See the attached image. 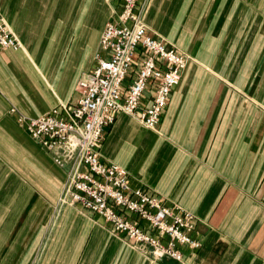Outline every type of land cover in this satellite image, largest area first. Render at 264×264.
<instances>
[{
  "label": "crops",
  "instance_id": "0c3cea01",
  "mask_svg": "<svg viewBox=\"0 0 264 264\" xmlns=\"http://www.w3.org/2000/svg\"><path fill=\"white\" fill-rule=\"evenodd\" d=\"M138 9L148 33L189 63L158 130L120 114L100 157L126 169L132 189L194 215L202 247H182V262L156 259L102 217L62 206L68 169L11 113L77 104L119 2L0 0L22 44L0 51V264H264V91L251 83L264 0H139ZM243 74L250 80L234 86Z\"/></svg>",
  "mask_w": 264,
  "mask_h": 264
},
{
  "label": "built area",
  "instance_id": "2783aa9c",
  "mask_svg": "<svg viewBox=\"0 0 264 264\" xmlns=\"http://www.w3.org/2000/svg\"><path fill=\"white\" fill-rule=\"evenodd\" d=\"M118 1L120 11L101 36L98 66L76 85L80 99L29 118L12 108L20 125L46 149L54 162L68 169L62 206H79L105 219L114 233L154 258L184 260L181 248L198 251L197 221L191 213L170 208L152 192L132 189L129 173L101 160L105 133L120 114L157 131L180 84L189 57L148 33L139 0ZM16 34L0 16V51L21 49Z\"/></svg>",
  "mask_w": 264,
  "mask_h": 264
},
{
  "label": "rangeland",
  "instance_id": "374dc122",
  "mask_svg": "<svg viewBox=\"0 0 264 264\" xmlns=\"http://www.w3.org/2000/svg\"><path fill=\"white\" fill-rule=\"evenodd\" d=\"M254 31L258 32V37H259V52H264L262 49L264 48V21L259 22V27L258 29H254ZM253 32V31H252ZM253 34V33H252ZM263 57V58H262ZM262 58V59H261ZM261 58L259 60L258 66H259V70L256 69V73L257 75H254L251 77V83L254 81V79L256 81H258L259 85H260V94L264 91V73L262 72V68H264V55H261ZM247 61L244 59L242 61L243 63V68L242 70L245 71L246 67H248V63L250 61ZM250 68H248L245 72H249ZM259 74V75H258ZM248 75L247 74H243V75H239V76H235V81H233V85L236 84L237 86L239 85H244L246 83V80L248 79ZM250 80V77H249ZM235 86V85H234ZM242 90H244V88H241ZM240 89V92H242ZM247 98V97H246ZM261 105H263V103H260Z\"/></svg>",
  "mask_w": 264,
  "mask_h": 264
}]
</instances>
